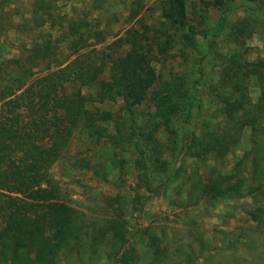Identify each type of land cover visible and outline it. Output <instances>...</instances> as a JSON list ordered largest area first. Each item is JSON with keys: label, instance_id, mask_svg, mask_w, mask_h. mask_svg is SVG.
<instances>
[{"label": "trees", "instance_id": "1", "mask_svg": "<svg viewBox=\"0 0 264 264\" xmlns=\"http://www.w3.org/2000/svg\"><path fill=\"white\" fill-rule=\"evenodd\" d=\"M8 2L1 0L0 12ZM57 2L34 1L26 20L31 45L23 41L19 54L0 62V264H61L84 245L78 215L48 183L49 169L66 155L74 157L66 166L103 181L128 169L139 196L174 188L185 207L244 201L264 228V56L240 51L259 15L235 22L221 38L235 45L231 52L208 42L213 55L202 49L200 62L211 70L177 69L176 48L188 61L201 37L224 29L226 16L212 22L200 6L191 18L187 0H155L143 13L144 0H89L84 11H59ZM204 3L214 8L226 0ZM14 18L5 17L0 31L15 29ZM122 19L131 25L110 42L109 27ZM247 130L250 146L230 165ZM76 133L84 134V147L73 156ZM102 233L92 238L88 264H99L105 242V264L134 263L132 255L113 260L109 251L126 246L120 228L110 224ZM223 233V253L239 240L252 246V238Z\"/></svg>", "mask_w": 264, "mask_h": 264}, {"label": "rangeland", "instance_id": "2", "mask_svg": "<svg viewBox=\"0 0 264 264\" xmlns=\"http://www.w3.org/2000/svg\"><path fill=\"white\" fill-rule=\"evenodd\" d=\"M34 1L9 0L10 4L3 10L5 12H0V27L5 24V17L14 15L13 20L18 25L14 26L15 29L8 28L0 31V62L7 57L11 58L19 54L18 48L25 44L23 41H27L28 46L31 45L26 20L31 16ZM57 1L59 11L72 10L78 5L84 11L88 7L89 0ZM154 1L144 0L142 13L154 7ZM204 1L187 0L186 7L191 18L196 17V11L197 9L200 11L201 6L206 7L205 11L210 12V21L220 22L221 18L226 16L228 24L226 23L218 36H215L217 28H212L206 37H201L199 39L201 47L191 53L187 52L188 61L185 60V52H178L177 49L180 47L178 46L173 57V67L191 69L194 64L195 70H197L195 67L200 65L211 70L210 67L213 66L207 61L200 62L203 55L202 49L207 51L208 56L213 55L207 45L208 42L215 40L221 51L231 52L235 49V45L221 42V38L232 30L235 22L256 15L260 17V20L256 21L257 30L255 32L246 30L245 43L240 47V51L245 52L244 54L253 60L264 56V0H226L224 6L214 8L207 7ZM130 25V22L122 19L111 28L109 27V31H113L112 37H109L110 42L117 35L123 34ZM56 32L54 29V33ZM216 76V72L213 73L212 77ZM260 92L257 83L253 82L251 95L255 100L260 96ZM1 105L0 102V107ZM84 138L82 133L75 134L70 144L73 156L84 147ZM250 143L249 130H247L237 151L229 158L230 165L249 148ZM98 152L100 155L101 153L110 154L109 149L107 152ZM73 158L67 155L62 156L48 171V183L54 190L55 198L72 207L76 212L84 240V245L73 249L72 255L61 264H80L81 262L88 264L85 259L90 255L93 236L102 232L106 233L110 224L120 228L121 233H125L124 241H126L122 251L117 246L109 248L113 260L132 255L135 260L133 264H263V260L258 259L257 255L264 256V228L253 219L247 210L248 207L245 208L246 202H229L212 208H209V205L185 207L180 199L181 195L178 194L180 189L174 188L166 196L152 197L149 193L139 196L135 189L137 180L128 172V169L127 172L116 171L110 181H103L92 172L79 169V166L76 169L66 166L65 163L74 161ZM117 215H121L122 218L120 219ZM224 231L234 232L236 236H231L233 239L252 238V246L247 247V243H239V240L235 249H229L227 253L221 252ZM97 241L104 240L101 236L97 238ZM105 244L106 242L102 246L104 247ZM103 247L95 257L98 261L101 260L99 264H105L108 260L109 254ZM79 249H81L80 254ZM217 254L220 255L217 256ZM188 255L193 259L190 263L184 261ZM208 255H214V257H209L206 261Z\"/></svg>", "mask_w": 264, "mask_h": 264}]
</instances>
